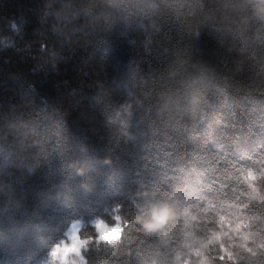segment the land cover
Returning <instances> with one entry per match:
<instances>
[{"label":"trees","instance_id":"trees-1","mask_svg":"<svg viewBox=\"0 0 264 264\" xmlns=\"http://www.w3.org/2000/svg\"><path fill=\"white\" fill-rule=\"evenodd\" d=\"M142 202L182 223L93 259L208 264L264 223V0H0V264Z\"/></svg>","mask_w":264,"mask_h":264},{"label":"clouds","instance_id":"clouds-1","mask_svg":"<svg viewBox=\"0 0 264 264\" xmlns=\"http://www.w3.org/2000/svg\"><path fill=\"white\" fill-rule=\"evenodd\" d=\"M119 220L111 217L105 220L107 239L101 238V233L95 231V222H92L93 235L84 233L86 243L80 252L73 253L72 259L82 261L83 264H101L92 258V254L103 253L105 256L116 255L117 248L122 249L120 255L132 257L134 254L128 248V242H134V233H158L168 231L182 223L179 213L173 214L169 209L160 208L152 203L142 202L135 207H118ZM119 225L118 234L111 231ZM159 225V227H157ZM208 264H264V223L249 226V236L243 240L239 234H229L219 241H209L204 253ZM254 257L249 259V257ZM199 260V256H197ZM102 264H109L104 260ZM114 264V262H113ZM127 264V261L125 262Z\"/></svg>","mask_w":264,"mask_h":264},{"label":"rangeland","instance_id":"rangeland-1","mask_svg":"<svg viewBox=\"0 0 264 264\" xmlns=\"http://www.w3.org/2000/svg\"><path fill=\"white\" fill-rule=\"evenodd\" d=\"M95 230L101 233L102 239H107L106 233L110 231L105 227V223L100 220H95ZM81 222L77 221L72 223L66 231L63 240L58 246L54 247L51 253L50 262L46 264H83L82 261H75L72 259L73 253H79L81 247L84 245L79 239V230L81 229ZM119 225L116 229H112L114 233L118 234Z\"/></svg>","mask_w":264,"mask_h":264}]
</instances>
